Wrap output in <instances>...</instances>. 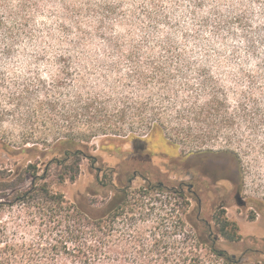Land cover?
<instances>
[{
  "label": "trees",
  "instance_id": "obj_1",
  "mask_svg": "<svg viewBox=\"0 0 264 264\" xmlns=\"http://www.w3.org/2000/svg\"><path fill=\"white\" fill-rule=\"evenodd\" d=\"M206 1L189 0L196 30L210 27L220 44L241 35L247 53L264 65L255 46L256 35L264 43V23L254 29L235 5L223 9L217 0L206 10ZM142 2L127 12L119 0H0L1 55L20 58L29 49L25 62L47 71L15 79L11 110L2 106L9 87L0 76V121L12 115L22 126L15 143H53L47 162L0 166V264H207V250L216 260L241 264L240 256L205 238L208 224L188 233L185 182L172 187L143 177L130 196L137 170H126L124 178L114 181V167L93 165L96 158L88 143L96 139L130 142L147 158L152 140L159 138L175 148L178 143H241L246 134L264 143V87L255 75L248 73L229 88L205 71H194L200 60L178 40L181 35L186 41L188 31H178L161 0ZM231 52L237 54L235 48ZM8 140L0 135V143ZM22 150L39 152L35 144ZM164 156L169 159L165 166L176 158L178 167L184 163L175 154ZM84 159L96 170L94 184L107 191L100 201L94 194L70 201L51 187L54 166L58 183L75 182ZM168 193L177 205L174 251L167 256L160 251L158 226L152 225L150 240L129 245L135 251L131 259L121 251L117 256L112 218L132 212L128 210L142 198L148 197L150 205L153 194L163 203ZM212 219L223 239L241 238L237 223L220 206ZM128 242L118 239V247L124 249Z\"/></svg>",
  "mask_w": 264,
  "mask_h": 264
},
{
  "label": "rangeland",
  "instance_id": "obj_2",
  "mask_svg": "<svg viewBox=\"0 0 264 264\" xmlns=\"http://www.w3.org/2000/svg\"><path fill=\"white\" fill-rule=\"evenodd\" d=\"M123 3L124 11H130L134 7L143 4V0H119ZM162 6L170 11L173 21L178 25V31H188L187 40L180 37L178 40L185 43V49L195 60H200L194 71L200 69L208 75L218 79L227 87H234L245 79V75L252 73L258 81V85L264 87V65L259 66L258 60L252 58L246 50L245 42L241 35L229 37L225 43H219L210 32L209 28L196 30L188 14L189 0H177L176 5L171 0H161ZM217 0H207L204 9ZM226 9L227 5H235L238 11H245L249 19L248 24L254 29H259L264 23V0H219ZM147 2V0H146ZM246 5L242 7L239 5ZM145 5V4H144ZM145 7H151L149 4ZM206 7V8H205ZM46 17H38V21H44ZM124 27H120L123 29ZM165 29V28H163ZM180 33V32H179ZM176 34H178L176 32ZM264 34V31H262ZM256 55L264 57V43L255 37ZM235 48L237 54L232 53ZM27 49L25 53L20 52V58H4L0 51V76L5 79L9 89L3 97L2 106L11 110L9 94L10 87L15 79L28 75L29 73L45 74L44 65L25 62L24 56L31 54ZM205 55L209 59L203 60ZM261 93L260 95H262ZM230 98H234L230 92ZM37 130H43L37 126ZM22 126L12 115H7L0 121V135L7 137L9 143H0V166H9L14 163H23L27 160H39L47 162L51 159V148L53 143H15L20 136ZM241 143H178L174 147L163 138L152 140L148 147L151 157L138 155L130 142L109 143L102 139H96L88 143L90 153L94 158V166L102 163L104 166L114 167V181L119 177L124 178L126 170H137L132 181L130 196L137 193V189L144 183L143 177L151 181H160L166 185L176 187L179 182H185L186 199V227L188 233L193 235V226L204 230V223L210 226V232H205V238L214 240L218 247L225 250L229 255L241 257V264H264V143H257L255 137L246 134ZM37 145L39 152L28 153L23 147ZM40 152L45 153L41 156ZM174 154L182 158L184 163L178 167L177 158L168 163L167 156ZM198 155V157H194ZM170 162V161H169ZM89 160H82L80 174L75 182L66 181L58 183L55 166L49 177L51 187L65 194L68 200H82L86 194H94L99 201L107 192L94 184L96 170ZM234 180L231 184L228 179ZM159 195H152L153 206L147 203V198L138 200L132 212H125L122 216L112 218L114 247L123 252L131 259L135 254L129 245L134 240L151 239V226H158L156 238L161 243L160 251L164 255L171 254L174 249L172 242L178 239L175 229L177 205L169 193L166 198L162 197L163 203L155 201ZM239 197V200L236 199ZM134 197H138L136 194ZM161 198V197H160ZM85 205V203L83 202ZM133 205H129L132 208ZM220 206L225 211V216L237 223L241 238L238 241L229 242L220 237L216 231V225L212 219L215 208ZM131 226V227H129ZM193 231V232H192ZM150 235V238H149ZM123 238L126 247H118V239ZM150 242V241H149ZM116 243V245H115ZM165 247V248H164ZM147 249V248H146ZM207 250V264H226Z\"/></svg>",
  "mask_w": 264,
  "mask_h": 264
},
{
  "label": "flooded vegetation",
  "instance_id": "obj_3",
  "mask_svg": "<svg viewBox=\"0 0 264 264\" xmlns=\"http://www.w3.org/2000/svg\"><path fill=\"white\" fill-rule=\"evenodd\" d=\"M194 157H198V155H194ZM228 181H229L231 184H233V182H234V180H233L232 178L228 179ZM236 199L239 200V202H240V199H239L238 196H236ZM240 203H241V202H240Z\"/></svg>",
  "mask_w": 264,
  "mask_h": 264
}]
</instances>
